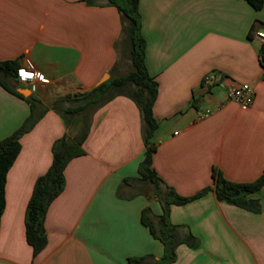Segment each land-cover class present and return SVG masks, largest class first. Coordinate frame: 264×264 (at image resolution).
Masks as SVG:
<instances>
[{"label": "crops", "instance_id": "0c3cea01", "mask_svg": "<svg viewBox=\"0 0 264 264\" xmlns=\"http://www.w3.org/2000/svg\"><path fill=\"white\" fill-rule=\"evenodd\" d=\"M139 11L146 66L158 83L153 168L161 193L139 175L146 151L141 111L131 98L116 96L89 115L83 154L65 169V189L45 219L47 246L34 256L25 215L35 183L53 162L54 144L76 139L85 124L83 113L67 124L63 111L73 108V99L66 97L124 76L117 45L126 24L105 1L0 0V59L20 66L30 60L45 79L30 95L41 118L22 137L7 174L0 264H129L134 258L154 264L164 247L143 225L142 211L149 207L160 217L163 193L189 198L207 187L200 198L170 207L181 236L196 239L195 246L180 244L171 264H264V187L242 208L217 199L212 177L216 170L231 182L251 183L264 172L262 46L251 35L264 28V5L139 0ZM210 74L215 79L206 86ZM243 83L254 87L247 108L229 98ZM26 98L0 85V141L29 117Z\"/></svg>", "mask_w": 264, "mask_h": 264}, {"label": "trees", "instance_id": "16d2710c", "mask_svg": "<svg viewBox=\"0 0 264 264\" xmlns=\"http://www.w3.org/2000/svg\"><path fill=\"white\" fill-rule=\"evenodd\" d=\"M89 4L105 1L115 7L121 14L126 24V35L129 45V60L133 70L121 77H113L108 81L93 88L91 91L68 96L67 99L80 101L76 107L66 110L67 113L85 114V124L81 134L74 140L62 138L53 146V162L49 170L39 177L35 183L32 196L29 200L25 215L26 239L33 249V255L37 256L47 246V232L45 219L51 203L65 189V169L75 157L83 154L82 146L90 132V122L86 111H92L102 107L107 102L119 95L131 98L139 107L144 123V143L146 151L144 159L139 165V175L142 181L151 184L155 193L160 195L163 181L158 177L153 168V155L156 147L153 145L154 135L158 129V122L153 113L154 103L158 94V83L150 75L146 66V41L142 35V18L139 11V0H85ZM255 10H260L263 0H245ZM20 67L18 60L3 61L0 59V85L19 97H23L13 87L18 83L17 70ZM21 86V85H20ZM31 106V113L23 125L12 135L0 141V226L6 206L5 187L7 174L15 163L21 151V139L30 132L41 116H37L36 110L39 101L32 96L26 98ZM214 191L217 199L238 207H248L247 197L258 193L264 187V172L251 183H234L227 180L216 170L212 174ZM127 182V181H126ZM211 187L189 198H182L172 189L163 193L164 213L160 217L153 216L151 209L146 207L142 211L141 221L147 227L151 235L158 239L164 247L163 256L154 261V264H171L176 260L177 247L182 243L190 246L196 245L195 237L188 232L181 236L179 228L170 220L171 205H183L205 195ZM147 258L130 259L129 264H141Z\"/></svg>", "mask_w": 264, "mask_h": 264}, {"label": "built area", "instance_id": "2783aa9c", "mask_svg": "<svg viewBox=\"0 0 264 264\" xmlns=\"http://www.w3.org/2000/svg\"><path fill=\"white\" fill-rule=\"evenodd\" d=\"M251 35L262 46V75L264 76V28L254 29ZM214 79V75H207L204 79V85L209 86ZM17 80L20 85L27 86L33 93L38 89L37 82L45 81L44 76L34 70V65L30 60H26L18 68ZM254 95V87L248 83L233 86L229 91L230 100L244 108L252 105Z\"/></svg>", "mask_w": 264, "mask_h": 264}, {"label": "rangeland", "instance_id": "374dc122", "mask_svg": "<svg viewBox=\"0 0 264 264\" xmlns=\"http://www.w3.org/2000/svg\"><path fill=\"white\" fill-rule=\"evenodd\" d=\"M117 47H119L121 62H126V67H123L120 70V73L122 75H126L130 71L133 70V66H132V64H131V62L129 60V56H128L129 55V45H128L127 35H126V26H125V30H124V35L121 38V40H120L119 44L117 45ZM79 104H80V101L72 100L70 102V106L71 107H76ZM91 112H92L91 109H88L86 111L87 117H89V115L91 114ZM63 113H64L65 120H66L67 124L69 125L71 123V121H72V115L69 114V113H67L66 111H63Z\"/></svg>", "mask_w": 264, "mask_h": 264}, {"label": "water", "instance_id": "95a60500", "mask_svg": "<svg viewBox=\"0 0 264 264\" xmlns=\"http://www.w3.org/2000/svg\"><path fill=\"white\" fill-rule=\"evenodd\" d=\"M103 82H104V81H103ZM103 82H102V83H103ZM13 87H15L16 91H17L18 93H20L21 95H23L24 97H28V96L31 95V91H30L29 89H27V88H23L22 86H20V85H18V84H16V83L13 84Z\"/></svg>", "mask_w": 264, "mask_h": 264}]
</instances>
